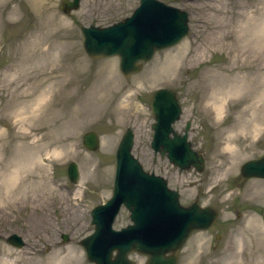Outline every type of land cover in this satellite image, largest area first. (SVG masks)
<instances>
[{"label":"rangeland","instance_id":"1","mask_svg":"<svg viewBox=\"0 0 264 264\" xmlns=\"http://www.w3.org/2000/svg\"><path fill=\"white\" fill-rule=\"evenodd\" d=\"M163 1L188 10V32L125 76L116 55L86 53L81 26L111 24L139 0H81L68 12L60 0H0V173L38 155L34 165L16 172L13 193L0 209V258L7 264H59L71 251L76 258L67 264L92 263L79 239L93 230L91 207L111 195L114 152L127 126L134 129L132 151L144 169L165 177L181 203L197 199L218 211L208 228L189 234L177 264H253L264 257V178L238 181L240 165L264 153V109L256 120L245 109L263 93L264 54L255 55L264 46L263 26L258 16L250 17L261 0ZM159 86L176 91L181 113L173 125L182 132L190 122L189 140L205 156L202 171L179 170L151 147L150 100ZM41 88L47 89L44 112L33 118L26 106ZM90 129L99 134L96 150L82 142ZM35 134H45L41 148L33 146ZM71 160L78 165L76 182L67 172ZM129 222L122 206L113 226ZM251 225L259 233L250 234ZM13 232L22 235L21 246L7 241ZM248 234L262 257L225 253L233 237L235 248ZM128 256L146 264L144 253Z\"/></svg>","mask_w":264,"mask_h":264},{"label":"water","instance_id":"2","mask_svg":"<svg viewBox=\"0 0 264 264\" xmlns=\"http://www.w3.org/2000/svg\"><path fill=\"white\" fill-rule=\"evenodd\" d=\"M80 0H61L64 12L79 6ZM189 29L187 11L163 0H139L132 13L107 25L90 23L81 26L82 45L91 57L116 55L120 71L129 76L139 71L156 50L174 45ZM154 121L151 147L176 165L179 170L194 167L202 171L205 156L189 140L190 122L179 132L173 123L179 119L181 105L175 90L159 86L150 100ZM134 129L127 126L114 152L112 193L91 210L93 231L79 239L90 264H133L132 250L144 253L146 264H177L178 251L189 234L208 228L218 211L212 205H201L197 199L189 204L179 201L178 189L168 186L160 174L143 168L133 153ZM85 147L98 148L99 134L94 129L82 135ZM69 179L77 180L75 161L68 164ZM251 177L264 178V153L240 165L238 181ZM129 210L131 222L120 228L113 222L121 206ZM264 222V208L261 210ZM63 242L68 234H62ZM8 242L23 244L20 234L13 232ZM115 251V252H114ZM88 264V263H84Z\"/></svg>","mask_w":264,"mask_h":264},{"label":"bare ground","instance_id":"3","mask_svg":"<svg viewBox=\"0 0 264 264\" xmlns=\"http://www.w3.org/2000/svg\"><path fill=\"white\" fill-rule=\"evenodd\" d=\"M253 16H258L259 20L261 21L262 23V30H261V33H262V36L264 35V0H261L259 1L258 5L255 6V9L253 10V14L250 16L251 18H254ZM251 42L253 39H249L247 38L246 42ZM263 40V39H262ZM264 41V40H263ZM264 43V42H263ZM182 50V48H181ZM260 53H263L264 54V46L262 47L261 51L258 52V53H255V55H259ZM255 57V56H254ZM262 69H264V66L262 67ZM55 79V78H54ZM261 83L262 84H259L260 87H263V93H262V97L258 98L257 100L253 101L252 103H249L250 105L245 108L246 110L250 108V110L253 111L254 115H253V118L254 120L257 119V116H258V113L261 111V109L263 108L264 109V76L261 77ZM15 81V80H14ZM49 81V80H48ZM28 82V81H27ZM41 82H38V86L41 85ZM52 83V82H51ZM43 86V85H42ZM46 86V84H45ZM51 88V87H49ZM47 90V89H46ZM45 89H39L38 93L34 96V99L33 101L28 104L26 106V108L28 109V112L30 113H33V118H37V116H41V113L44 112V106L46 104V101L44 100L45 98V95H47L45 93L46 91ZM49 92V91H48ZM52 92V91H51ZM48 97V96H47ZM124 104V103H123ZM126 105V104H125ZM129 105V104H128ZM126 107V106H125ZM124 107V108H125ZM262 109V110H263ZM260 110V111H259ZM24 113V111L22 112ZM249 125H252V123L248 122ZM258 126V125H256ZM42 127L39 126L37 130L41 129ZM42 139H45V134L42 136V137H37V134H35V138L33 140V146H36V147H39L41 148L40 146V143L39 141L42 140ZM42 142V141H41ZM42 145V144H41ZM36 149V148H35ZM34 149V150H35ZM41 150V149H40ZM38 152V151H36ZM33 155L31 156H27L20 164L18 163L19 165L15 167L14 166H10V164H7L5 165L3 168H5V170H3L1 173H0V209L2 208L3 206V202H4V196L8 195V194H11L13 193L11 191V187H10V184H14V181L15 179L17 178V174L16 172H18V170H20L19 168H24L25 166H31L30 164H33V163H30V162H33L35 161V157L37 156V159H38V155H34V153H32ZM34 158V160H33ZM36 159V161H37ZM32 160V161H31ZM13 163V162H12ZM17 164V162H16ZM34 165V164H33ZM22 168V169H23ZM27 168V167H25ZM24 168V169H25ZM21 169V171H22ZM19 176V175H18ZM16 177V178H15ZM19 179V178H18ZM22 181V180H21ZM16 182V181H15ZM25 183V182H24ZM12 184V185H13ZM22 184V183H21ZM4 186H5V190H4ZM14 186V185H13ZM12 186V187H13ZM245 226V225H244ZM248 227V226H247ZM249 230H250V234L252 235H255V233H259V232H255L253 226H249ZM241 229V228H239ZM244 230H246V228H244ZM249 233V232H248ZM249 235V234H248ZM248 235H243L242 238H241V242L240 244L236 245L235 248H233V239L234 237L232 238L231 240V243L229 245V247L227 248V251L225 253H228L230 250H231V254L233 255H245V254H257L259 256L262 257V252H261V247L259 245L258 242H256L257 240H254V236H248ZM238 241V240H237ZM11 245H14L16 246L14 243L12 242H9ZM7 250L11 251V249L7 248ZM252 252V253H251ZM76 258V256L74 255L73 251H71L70 253H67L66 255L62 256L59 258V264H67L69 261H72ZM230 258V257H229ZM227 260V258H226ZM225 262V261H224ZM0 264H7L5 260L1 259L0 258ZM8 264H12L11 261L8 262ZM227 264H235L233 261H229ZM236 264H240V262L236 263ZM241 264H246V263H241ZM253 264H264V257L260 260V261H255Z\"/></svg>","mask_w":264,"mask_h":264},{"label":"flooded vegetation","instance_id":"4","mask_svg":"<svg viewBox=\"0 0 264 264\" xmlns=\"http://www.w3.org/2000/svg\"><path fill=\"white\" fill-rule=\"evenodd\" d=\"M60 2H61V0H60ZM79 3H81V0H80V2ZM79 6H80V4H79ZM59 8H60V6H59ZM61 9V8H60ZM77 9V8H76ZM62 10V9H61ZM186 125V124H185ZM185 127V126H184Z\"/></svg>","mask_w":264,"mask_h":264}]
</instances>
